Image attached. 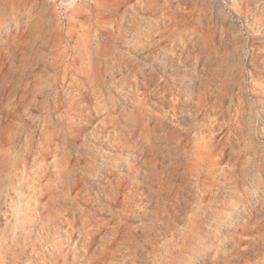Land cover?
Masks as SVG:
<instances>
[{
	"label": "rangeland",
	"instance_id": "1",
	"mask_svg": "<svg viewBox=\"0 0 264 264\" xmlns=\"http://www.w3.org/2000/svg\"><path fill=\"white\" fill-rule=\"evenodd\" d=\"M261 8L264 0H0V264H264V239L248 248L264 235V62L251 61L264 52L252 37L264 33V22L254 25ZM183 11L204 26L212 64L187 61L190 44L147 48L158 35L130 25ZM163 52L174 61L157 64ZM137 63L177 80L176 97L190 104L145 98L126 74ZM142 109L154 117L129 144ZM162 115L176 129L171 142L152 128ZM73 154L104 172L72 175ZM105 169L110 181L99 179Z\"/></svg>",
	"mask_w": 264,
	"mask_h": 264
},
{
	"label": "bare ground",
	"instance_id": "2",
	"mask_svg": "<svg viewBox=\"0 0 264 264\" xmlns=\"http://www.w3.org/2000/svg\"><path fill=\"white\" fill-rule=\"evenodd\" d=\"M147 7V6H146ZM152 9V8H151ZM148 10H150L148 8ZM166 12V11H165ZM168 13V12H167ZM174 15V13H173ZM172 15V16H173ZM257 15H258V19L254 21V25L258 24V23H263L264 22V11H262V8L261 10H258L257 11ZM166 16H164L162 18V20H160L158 23L155 22V25H152L149 23V25L145 26V28H141V21H142V17H139L140 19H137L138 21H134L132 22V24H130L132 26V30L133 31H137L139 32L140 30L142 31L143 34H145V36H153L154 33H156L159 37L158 40H155L153 44H149V46L147 45V48L148 47H155V46H158L160 45L161 43L163 44L164 42H171L170 45L172 47H179L178 49L180 48H185L188 44H190L191 46H193L194 48V56L191 57L189 54L186 55V59L187 61L189 60H193L192 63H197L201 60H203L205 63H211L212 64V57H211V49H210V45L207 44V42L205 41L204 37H205V31H204V26H202V23L201 21H197V19H194L192 16H191V13H190V22L188 21V17H187V14L183 11V12H179V14L177 16H173L170 20H167L165 18ZM122 18V17H121ZM192 18V19H191ZM146 19V18H145ZM126 20V19H125ZM136 20V19H135ZM133 21V19H132ZM151 22V21H150ZM153 22V21H152ZM190 23V37L187 36L185 33L187 32V30L189 29V23ZM131 23V22H130ZM145 23V22H143ZM124 24V23H122ZM147 24V23H146ZM154 24V23H153ZM119 26H121V23L119 24ZM118 26V27H119ZM156 26V28L154 27ZM160 27H163L164 29H160ZM121 30V29H120ZM119 30V31H120ZM217 31L219 33V39L223 40L225 39V34H224V28L223 26H218L217 27ZM124 31H120V35H116L117 38H121L122 37V33ZM126 33V32H125ZM129 33V32H128ZM135 33V32H134ZM142 34V35H143ZM135 35V34H134ZM139 35V33H138ZM186 35V36H184ZM132 36V35H131ZM141 36V35H140ZM135 37V36H134ZM138 37V36H137ZM254 39L258 38V39H264V33L260 34L258 37H255V36H252ZM133 38V37H132ZM136 38V37H135ZM263 41H260L258 42L259 43V46L263 45ZM161 44V45H162ZM212 48L214 49V46H212ZM166 49V48H165ZM164 50V48H163ZM215 50V49H214ZM183 50L181 49V52ZM156 53V51H154ZM163 57L160 58V62H158L157 64L163 66V65H166L169 61H174V57H173V54L171 53H168V52H163ZM258 57H262L263 61L264 62V52H257L256 55H252V59L251 61L252 62H257L256 59H258ZM145 58L147 59V61L150 60L151 58V55H148V56H145ZM178 58H179V64H182V62H185L184 59L181 58L180 54H178ZM124 59V58H123ZM123 59H122V62H123ZM125 60V59H124ZM154 61V60H153ZM126 60L124 61V66L125 68H123V70H128L131 66L129 65V63H125ZM155 62V61H154ZM215 62V61H214ZM217 62V61H216ZM216 62L214 64H216ZM140 63V62H139ZM144 63H148V62H144ZM191 64V62H190ZM259 64V63H258ZM146 64H136L134 67H132V73H126V74H131L133 76H136L133 80H135V87L136 88H145V95L144 97L145 98H154L156 99L157 101H161L162 103H167V104H170L172 109H176L178 106L179 107H183V106H186V105H189L190 104V101H185L184 103L182 101H180L177 97H176V94L178 91H181V89H178L176 87V81L177 80H171L169 79V81L167 80H162V79H159V76L155 73V71L151 70L150 68H146L147 65L145 66ZM156 65V63H155ZM185 65V64H184ZM261 65V64H260ZM258 66V65H257ZM123 67V66H122ZM255 68V67H254ZM122 68H120L119 72L122 74ZM147 70V71H146ZM260 70V69H259ZM182 72H188V70H183ZM257 72V71H256ZM139 74H142V78L143 80H140L138 79V76ZM190 74V73H188ZM111 75V78H114L115 74H110ZM186 76V75H185ZM259 76V75H258ZM132 80V79H131ZM147 81V82H145ZM189 80L186 79V78H182V82H181V87L185 90H188L190 89V84L188 82ZM186 83V84H185ZM179 85V84H178ZM180 87V88H181ZM201 87V86H200ZM202 88V87H201ZM204 88V87H203ZM199 89V88H198ZM201 90V89H200ZM199 91V90H198ZM203 91V90H202ZM183 92V91H182ZM187 92V91H185ZM203 93V92H202ZM182 94V93H181ZM180 94V95H181ZM186 94V93H185ZM190 94V93H189ZM200 95V94H199ZM204 95V94H203ZM169 96H171V98H168ZM182 96V95H181ZM198 96V95H197ZM185 97V96H184ZM150 99V100H151ZM187 100H190L189 98H185ZM202 99V98H201ZM146 100V99H145ZM149 100V101H150ZM155 100V101H156ZM128 103V101H127ZM129 104V103H128ZM130 105V104H129ZM133 109H138L140 110L141 107H137L135 105H132L131 106ZM132 109V110H133ZM137 110V111H138ZM135 111V110H134ZM148 111V110H147ZM146 109H142L141 111H139V114H137V116L135 117V122L133 123V125H137V124H140L141 121H143L144 119H147V116H150V119L147 121H150L152 120V118L154 117L152 114H151V111L150 112H147ZM137 113V112H135ZM136 115V114H135ZM146 116V117H145ZM158 116V115H157ZM156 117V115H155ZM158 119V118H157ZM165 119V116L162 115L160 116L159 118V121H156V123L158 125H154L152 126L155 127V128H160L163 132L162 134V137L164 138V141L163 142H171L173 139H177V136H175V128L173 129V127L169 126L168 123H164V120ZM123 125V124H122ZM171 125V124H170ZM125 126V125H124ZM150 128V127H149ZM151 128V129H152ZM138 129H139V125H137L135 128H130L128 130V135L126 137V141L129 143H132L134 138H135V135H136V131L138 133ZM148 130V129H147ZM178 130V129H177ZM183 133V132H182ZM186 133V132H185ZM179 135V134H178ZM183 136V134L181 135ZM185 136V135H184ZM183 136V137H184ZM139 137V135H138ZM75 138V137H74ZM179 138V136H178ZM136 142V141H135ZM175 142V141H174ZM71 144H74V150L75 151H78L79 150V146L77 144V141L76 139H72L70 141ZM129 143V144H130ZM165 144V143H164ZM167 145V144H166ZM72 146V145H71ZM132 144L129 146L132 148ZM143 146V145H142ZM146 147V146H145ZM172 148V147H171ZM144 149V148H143ZM132 150V149H131ZM147 149L144 150V152L146 151ZM72 153V152H71ZM75 153V152H74ZM80 153V152H79ZM143 153V152H141ZM72 155V154H71ZM70 155V156H71ZM77 154H73L72 157H69V160L71 161V165L73 166V174L72 175H80L81 178L85 179V180H88L90 179V176L93 175L94 173H98L96 172V170H102L103 171V166H97L93 163H87V165L85 166H82L81 163L83 161V159H85L86 157L83 156L82 159L80 158H77L79 156H76ZM80 156V157H82ZM144 156V155H143ZM82 167V169H81ZM78 169H81V170H78ZM100 172V171H99ZM104 172V171H103ZM106 172L107 173H110L111 175V172L112 170H106L105 169V174H101L100 175V180L101 181H110L108 180L109 177L106 176ZM102 173V172H101ZM137 187V186H135ZM105 188H113L115 189V192H119V189L121 188L120 184L116 183L115 185L112 184L111 182L105 187ZM137 188H140L139 186ZM135 189V188H134ZM121 191V190H120ZM122 192V191H121ZM220 192V191H219ZM119 195V194H118ZM219 195V194H218ZM221 195V194H220ZM248 195V194H247ZM117 196V194H116ZM217 196V195H216ZM239 197V196H238ZM119 198V196L117 197ZM117 200V199H116ZM224 201V200H223ZM239 202V201H238ZM237 202V204H238ZM241 204V203H239ZM252 210V209H251ZM208 214V213H207ZM204 217V216H203ZM250 220V218H249ZM264 220V219H263ZM244 221V220H243ZM248 221V220H247ZM244 223V222H243ZM264 223V222H263ZM242 225V224H241ZM243 229V228H242ZM261 229V226L259 225L258 226V230ZM262 230V229H261ZM260 230V231H261ZM232 235V234H231ZM222 236V235H221ZM229 236V235H228ZM256 238L255 239H248V242H249V247L253 248L254 250H257L258 249V245L260 242H262L264 239V235L263 233H261L260 235L258 236H255ZM190 238V237H189ZM225 238V237H224ZM236 238V236H235ZM238 238V237H237ZM254 238V237H253ZM227 239H230L227 238ZM218 240V239H217ZM221 240V239H220ZM225 240V239H224ZM231 240V239H230ZM241 240V239H240ZM262 240V241H261ZM237 242V241H236ZM211 243V242H210ZM215 243V242H214ZM234 246V244H232ZM238 245V244H237ZM209 246V245H208ZM212 248V247H211ZM218 248V247H217ZM222 249V248H221ZM236 249V248H235ZM220 250V249H219ZM199 253H200V249L198 250ZM197 251V252H198ZM214 251V250H213ZM223 251V250H222ZM259 251V250H258ZM261 251V250H260ZM196 252V251H195ZM233 252V251H232ZM248 252V251H247ZM209 253V252H208ZM195 254V253H194ZM203 254V252H202ZM204 255V254H203ZM258 255V254H257ZM201 256V254H200ZM208 256H212V255H208ZM228 256V255H227ZM256 256V255H255ZM206 257V256H205ZM207 258V257H206ZM202 259V258H200ZM205 259V258H204ZM210 259V258H208ZM203 260V259H202ZM206 261V260H205Z\"/></svg>",
	"mask_w": 264,
	"mask_h": 264
}]
</instances>
